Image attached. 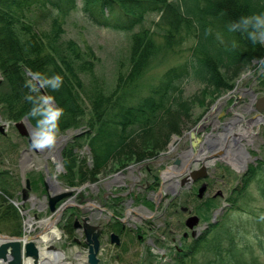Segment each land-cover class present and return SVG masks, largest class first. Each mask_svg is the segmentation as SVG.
Wrapping results in <instances>:
<instances>
[{"label":"trees","instance_id":"trees-1","mask_svg":"<svg viewBox=\"0 0 264 264\" xmlns=\"http://www.w3.org/2000/svg\"><path fill=\"white\" fill-rule=\"evenodd\" d=\"M79 1L93 27L116 31L128 39L127 62L119 60L114 86L107 84L105 75H98L101 58L93 45L65 38L66 29L60 17L77 9ZM32 6L49 7L56 12L46 29H36L17 15L21 9ZM151 15L158 16V21H153L155 29L136 32ZM257 17L264 18V0H0V114L11 122L28 117L37 126L43 117L32 116L31 112L41 107L43 93L37 87V91L32 90L28 73L39 74L37 79L44 84L46 94L54 98L55 107L64 110L58 122V135L88 128L64 149L63 175L70 185L75 184L76 151L87 145L93 167L80 165L79 182L92 180L135 142L162 131H176L171 123L183 106L184 81L193 79L227 88L229 82L219 75V64L249 68L255 60L264 58L259 38L264 29L255 27ZM252 33H256L255 41ZM157 39L163 44L158 45ZM191 39L193 45L181 65L168 70L159 83L144 84L143 78L161 48L179 55ZM57 75L62 78L59 88L54 80ZM131 154L136 161L147 155L142 151ZM43 178L39 174L32 184L37 181V189L44 192ZM241 180L237 196H243L248 186L256 182L264 198L263 162L251 165ZM16 182L9 171L0 172V233L21 236L23 217L10 201L15 195L6 189L10 186L15 191ZM256 220L248 219L245 223L224 216L200 239L187 245L175 264H264L255 259L247 261L250 254L242 246L244 236L256 231ZM72 231L68 230L70 237ZM259 243L264 250V241Z\"/></svg>","mask_w":264,"mask_h":264},{"label":"rangeland","instance_id":"rangeland-1","mask_svg":"<svg viewBox=\"0 0 264 264\" xmlns=\"http://www.w3.org/2000/svg\"><path fill=\"white\" fill-rule=\"evenodd\" d=\"M17 15L20 18H24L25 22H31L34 28L43 30L46 29L54 19L56 12L49 7H43V9H40L39 6H32L30 8L21 9L18 11ZM60 21L63 22L66 29V39H74L81 45H83V42H86L95 47L97 55L101 58L98 75H105L103 77L106 78L107 84H113L114 86L119 60L127 62V37L113 30L93 27L87 17L83 14L80 1L78 8L74 9L66 16H61ZM153 21H158L157 15L148 16L144 25L137 27L136 32L142 30V28L155 29ZM156 42L157 44H163L161 39H157ZM192 45L193 40L191 39L184 44L182 53L179 55H172L161 48L159 54L153 60L143 78L144 84L150 85L153 82L159 83L168 70L177 65H181L184 62L188 55L187 50L190 49ZM262 45L264 46V43H262ZM218 73L222 79L229 82V87L224 88L204 85L193 79H187L184 81L182 87L183 93L181 95L183 106L178 110V120L176 119L174 123H171L173 124L172 126L176 128V131H166L167 133L162 131L160 133H155L152 137L149 136L143 138L131 145L126 152L122 153L120 159H113L114 156L111 154L110 158L113 160L110 162L107 169L100 171L101 173H97L92 180L79 182V178L82 176L79 170V167H82L80 165H83V168L85 166L90 168L93 167V156L87 145L76 151L77 157L73 164L75 165L74 172H76L78 177L76 178V176H74L75 184L70 185L69 180L63 175L64 171L60 168L63 162H59L60 159L58 155H56V150H54L56 147L58 149L57 143L52 148L44 149V152L42 150L36 151L31 137L29 151L24 154L19 152V150L9 152V149H7L2 141H0V171H9L11 177L17 181L15 191H12L10 186L6 187V189H8V192L10 191L15 195L13 200L19 202L22 205V210L26 211V214L23 215L19 210L23 217V229L25 228L26 234H28V228H26L28 219H32L34 222L33 225H31L33 230L30 234L36 235L42 230V228L39 227L42 220L49 218L50 216L53 219L57 217V213H54L53 215L51 214L49 206L47 205V198L41 195L44 194L43 190L37 189V181L32 184L34 178L39 174L44 175L45 181H42V189L43 183L46 182H48V185L50 184L51 187L53 186L52 188L49 187L48 194H53L55 189L58 188L49 181L57 182L62 191L69 192L73 190L76 198L71 200L72 202H70V205H76L78 204V199L81 194H83L82 201L83 199L85 201L88 199V195L92 196L93 190H96L98 187L101 188V194L112 191V187L115 186V184L109 183L110 185L108 186L107 181H105L106 184H104L103 180L105 177L111 179L113 175L118 174V172L122 170V163H124L123 165L134 164L133 161H136V159H134L135 154L133 153V155L131 152L135 151L136 153V151H142L144 154H147L144 159L158 156L160 153H165L169 150L172 144L175 146L178 139L190 134L191 131L200 125L206 117H209V115H219L221 123L224 122V113H227V110L237 112L242 115V118L245 117L249 120L254 119L258 115H264V112H259L257 108V101L259 99H264V58L255 60L249 68L239 66L227 68L219 64ZM31 83H35V87L40 90L37 82L32 78ZM6 87L9 86L7 85ZM89 111L90 109L87 108V115L89 114ZM2 119L3 120H0V125L5 121L4 118ZM26 119L33 128L36 129L28 117H23L17 122H9L14 125V123L26 122ZM12 124L11 127L13 126ZM243 124L244 121L241 122V125ZM240 126L238 125L237 128ZM253 126L254 132H257L258 134L253 137L254 142L252 144L245 143L246 150L251 158V161L248 163L249 166L259 163L260 161L264 162V121L260 124H254ZM11 131L12 129L10 132ZM87 131V127L71 129L65 133L59 134L57 138H67L65 141L67 147L69 143L73 142V138L78 137L79 134L83 135V133H86ZM14 132L15 131H13L11 135L15 139ZM175 139L177 140L175 141ZM49 151H51V153H49ZM47 154L49 155L47 156ZM210 154V157H212V159H210L211 162H216L212 164L211 170L216 168L215 172L217 178L211 181L208 196L206 197L212 198L210 206L203 207L200 213H194L200 217L199 223L193 229L188 228L187 231L195 232L198 227H205L206 223L209 224L208 222H210L218 213V210H221V212L217 217L225 215L227 218L229 215V217H233L235 220L242 219L245 223L248 219H257L256 221L259 225L255 228L256 231L252 230L251 235H246L245 233L246 236H244L242 246L246 248V252L250 254L247 257V261L255 259L256 261L264 263V250L259 243L261 240L264 241V198L261 196V192L256 182H253L248 186L246 193L243 196H237L239 187L242 183L241 179L249 172L250 167L248 166V169L238 171L233 167L232 163L224 162L223 160L219 161L218 158H215V153ZM132 156L134 158H131ZM194 164L198 165L199 161H195ZM226 168L229 169V171H225L224 169ZM86 171L87 170H83V172ZM222 174H224V181H221ZM106 179L107 178H105V180ZM29 182H31V184H29ZM76 182L78 183L77 185ZM126 182L130 183V180H126ZM30 185L36 187L35 193L39 195L37 200L31 199L33 196ZM218 191L223 194L222 197L216 199L213 198ZM133 192L134 194H137L134 189ZM163 198H166V194ZM228 198L230 199L229 201ZM37 201L42 204H37ZM41 205H43V207ZM183 205V203H180L179 207ZM187 216L188 215L186 214L180 213L179 218L181 219V226L184 218L186 219ZM150 220L154 222V224L151 225L153 229L149 231L150 234L148 236H145L146 242H143L144 244L136 242L132 245L130 244V246L128 245L129 243L122 246H116L103 237L101 239L99 251V264H175L176 261H170V259L173 257V254H175V248L181 246V236L186 229L177 227L174 224L169 226L170 220H167L165 216H163V219L150 218ZM98 221V219H94V222ZM65 224L64 219H61L56 223L58 229L62 231V239L52 241L47 245H40L43 248L53 245L57 249L64 251V261H66V263L79 264L78 256L81 255L80 258L82 259H84L83 257L86 258L88 248L83 246L80 241H72V239L74 240V237H78L81 240L82 236L77 231L70 237V234L64 231ZM147 226L145 228L149 229ZM126 238L124 239L127 241ZM155 238L160 239V242L158 243L159 247L152 245L154 244L153 239ZM159 249L165 251V257L161 255ZM84 262V264H88L87 261Z\"/></svg>","mask_w":264,"mask_h":264},{"label":"flooded vegetation","instance_id":"flooded-vegetation-1","mask_svg":"<svg viewBox=\"0 0 264 264\" xmlns=\"http://www.w3.org/2000/svg\"><path fill=\"white\" fill-rule=\"evenodd\" d=\"M224 115L223 123H221L219 115H209V122L198 125L199 132L194 138H191V135L188 134L178 139L175 146L172 144L167 152L160 153V155L152 158L141 159L138 162L133 161L134 164L124 165L122 170L119 171L118 174L113 175L111 179L105 177L107 179L105 180L104 178V184H106L105 181H107L108 186L110 185L109 183L115 184V186L112 187V191L101 194V188L98 187L96 190H93L92 196L88 195V199L85 201L83 199L84 202L82 201L83 197H81V195L76 205H70L65 201V205L61 206L57 216L59 217V221L61 219L65 220L66 224L64 231L68 233V230L72 229V234L78 231L82 239L80 240L78 237H74V240L72 239L73 242L80 241L83 246H87L82 229L86 219H89V223L100 227V241L103 237L107 241H110L111 235L115 234L119 236L120 246L128 243L130 246V244L132 245L136 242L144 244L143 242H146L145 236H148L150 234L149 231L153 229L151 225L154 224V222L150 220V218L163 219V216H165L167 220H170L169 226L174 224L177 227L186 229L181 236V246L175 248V254H173V257L170 259V261H179V254H184L186 246L200 239L205 230L208 229L207 225L205 227H198L197 232H200L201 235L197 236L196 231H187L185 222L187 218L191 216H198L194 213H200L203 207L210 206L212 198L206 197L208 196L211 181L217 179L215 172L216 168L211 170L212 164L216 162H211L210 159H212V157H210V153L215 152V158L222 161L220 158L223 156L221 153L223 149H221V151L214 150H218L220 145H227V142H222V135L227 131L229 126L237 130V126L241 125L243 121L242 115L237 112L227 110V113H224ZM259 118H262L264 121V115H258L252 119V121L259 120ZM263 121H261V123ZM3 124L5 123L3 122ZM10 127L11 125L8 127L4 126L3 129H0V141H3L2 143L4 146L11 152L13 150L10 149L17 148L19 152L24 154L28 153L31 145L29 143L30 136H22L15 126L11 127L12 131L10 132ZM13 131H15V139L11 135ZM257 134V132L254 133V136ZM245 143L248 142L244 140L241 141L239 137L238 140L233 137L227 146L230 147L232 145L231 148L236 153L242 151V147L245 152H247ZM17 144L20 146L14 147V145ZM195 161H199V164L195 165ZM61 166L60 168L62 169ZM203 168L206 169V175L202 176V178L195 180L190 176L191 171ZM169 169L173 170V172L172 175L166 179L164 173ZM126 180H130V183H127ZM221 181H224V174H222ZM46 183L48 189L46 187L44 188L45 183H43V188L45 189L44 197L49 187H51L50 184L48 185V182ZM203 185L207 186V191L204 197L199 199V190ZM31 186L32 185H30V188L33 196L31 199L37 200L39 195L35 193L36 187ZM132 188L136 190L137 194H134ZM165 194L166 198H163ZM218 197H222V194L216 193L213 196L215 199ZM75 198L76 196L74 194L70 199L72 200ZM10 201L12 203V200ZM180 203L184 205L179 207ZM37 204L42 203L37 201ZM14 206L18 208V205ZM41 206L43 207V205ZM180 213L188 215L186 219L184 218L182 226L180 225ZM94 219H98L99 221L94 222ZM77 224L79 226H77ZM146 226L149 227V229H146ZM124 238H126L127 241ZM159 240V238L153 239L154 244L152 245L159 247ZM159 252L163 257L166 256L163 249H159Z\"/></svg>","mask_w":264,"mask_h":264},{"label":"water","instance_id":"water-1","mask_svg":"<svg viewBox=\"0 0 264 264\" xmlns=\"http://www.w3.org/2000/svg\"><path fill=\"white\" fill-rule=\"evenodd\" d=\"M33 79L37 82L38 87L42 91L43 95L47 96L43 87L41 86L38 79L36 78V76H33ZM257 108L259 112H263L264 99L258 100ZM15 125L18 128L21 135H24V136L32 137L31 129H33V132L37 130L33 128V126L28 122L27 119H26V122L24 121L19 122ZM198 132H199V127H197L196 129H193L190 133L191 138H194L198 134ZM205 172H206V169L204 168L200 170H196V171H191L190 176L194 178L195 180H197L199 178H202V176L206 175ZM46 187H47V184H46ZM206 190H207V186L203 185L199 190L198 197L203 198ZM218 194H222V193L219 191ZM73 195H74L73 190L69 192L63 191L56 197L51 198L49 201L51 212L56 211L57 209L56 205L58 202L65 200V199L70 200V197H72ZM81 197H83V194H81ZM214 217H216V215ZM88 220L89 219H86L83 225L84 233L86 236V242H87V245L89 246L88 261H89V264H99L100 260L98 258V253L100 251V239L99 238L101 235V229L99 226L90 224ZM199 220H200L199 217L192 216L187 219L186 225L188 228L193 229L196 225H198ZM77 226L79 225L77 224ZM0 238L4 239V242L0 246V259L3 260V262H5L6 264H24V261H23L24 255L26 258L33 259V262L35 264H38L40 262V249L36 243V240L39 238V236H32L29 234H25L21 237H9V236L0 235ZM111 243L115 245H120L119 236L112 234ZM48 250L57 251V249L54 246L48 247Z\"/></svg>","mask_w":264,"mask_h":264},{"label":"bare ground","instance_id":"bare-ground-1","mask_svg":"<svg viewBox=\"0 0 264 264\" xmlns=\"http://www.w3.org/2000/svg\"><path fill=\"white\" fill-rule=\"evenodd\" d=\"M0 120H2L1 117H0ZM8 121L9 120L5 119V126H7ZM243 121H244V124L241 126L239 125L240 127H238L237 130H235L232 126H229L227 131L222 135V138H223L222 142H227V145H228L229 141L233 137H234V139H237V140L239 137V139L241 141L244 140V141H247L248 143H253L254 142V138H253L254 133H256L253 130V125L254 124H260L261 121H263V119L259 118V120L252 121V120H249V119L243 117ZM204 122H209L208 117H206L202 123H204ZM197 127H199V126H197ZM31 131L33 134V129H31ZM236 131H238V132H236ZM66 139L67 138H65V137H60V138H58V140L56 142L58 145V149L56 147L54 150H56V155H58V157L60 159L59 162H61V161L63 162L62 153H63L64 149L66 148V142H65ZM176 140L177 139H175V141ZM227 145L226 146L220 145V147H218V150H214V151H221V149H223L221 152L223 156L220 158V160H223L224 162L232 163L233 167L238 171L244 170L246 168V165H248V163L251 161L249 153H246L243 147H242V151H240L239 153H236L235 151L232 150V148H231L232 145L230 147H228ZM38 150L41 151L40 149L36 148V151H38ZM49 153H51V151H49ZM48 155L49 154H47V156ZM198 156H201V155H198ZM172 172H173V170L169 169L168 171H166L164 173V175H165L164 177L166 179H168V177L172 175ZM52 183L59 188V185L57 182H52ZM58 219H59V217H56L55 219L46 218L40 222L39 227H41L42 230L38 234V236H39L38 240H36V241H38V244L47 245L52 241H58V240L62 239V231L59 230L58 227L56 226V223L59 221ZM33 223L34 222L32 219L28 220V224L26 227V228H28V230H27L28 233L32 232L33 227H31V225H33ZM1 240L2 239L0 238V241ZM46 248L47 247L43 248L41 245H39V249H40L42 257H41L40 262L38 264H70V263H66V261H64L65 255L63 253L49 252L46 250ZM80 256H78L79 257L78 263L84 264L85 263L84 261L86 258L83 257L84 258V260H83L82 258H80ZM23 261H24V264H35L33 262V259H31V258L30 259H24ZM0 264H6V263L3 261H0Z\"/></svg>","mask_w":264,"mask_h":264},{"label":"clouds","instance_id":"clouds-1","mask_svg":"<svg viewBox=\"0 0 264 264\" xmlns=\"http://www.w3.org/2000/svg\"><path fill=\"white\" fill-rule=\"evenodd\" d=\"M256 21H258L255 25L257 29H264V18L257 17ZM245 24L248 21H244ZM253 40L256 39V33L251 34ZM260 42L264 43V30L259 32ZM37 78H39V74H36ZM57 88H59V84L62 82V78L57 75L54 77ZM29 86H31L33 91H37L35 85L29 81ZM43 87L44 84L41 83ZM29 100L32 97H27ZM42 101V105L39 109L33 108L31 115L35 116L40 114L43 119H41L36 126V131L32 134L33 146L37 149L44 150L46 148H52L55 146L57 142V137L59 133V120L62 117L64 110L62 108L55 107L54 98L51 96H42L40 97Z\"/></svg>","mask_w":264,"mask_h":264}]
</instances>
